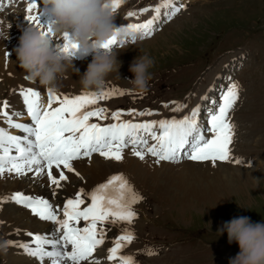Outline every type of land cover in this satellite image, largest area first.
I'll list each match as a JSON object with an SVG mask.
<instances>
[{
  "label": "rangeland",
  "instance_id": "obj_1",
  "mask_svg": "<svg viewBox=\"0 0 264 264\" xmlns=\"http://www.w3.org/2000/svg\"><path fill=\"white\" fill-rule=\"evenodd\" d=\"M11 1L6 0L7 3H4V0H0V15L3 20L18 19L19 12L23 9V0H15L13 3ZM162 2L163 0H124L114 14L115 24L117 27H124L128 19L133 23L139 19V15L129 18L128 12L139 13L148 8L149 11L143 15H149L152 8ZM175 3L185 5L186 8L180 12L186 14L180 15L183 18L171 28L164 29L178 18V14L170 21L156 24V31L152 36L138 39L136 44H130L125 49H120L119 43L113 46L121 51L117 55V60L122 61L121 65L134 60L131 56L148 55L154 59V67L150 69L153 79L149 82L147 92L138 94L130 91L131 85L128 81L133 75L129 71V64L124 65L118 75H110L98 92L83 91L79 82L71 88L72 93H68L71 90L65 87L60 88V91L63 95H79L82 92L100 93L106 88L114 87L129 93L110 100H101L97 105L90 106L106 108L110 114L116 110H150L158 113L152 115L158 118L160 114L163 115V105L175 101L187 105L178 112H173L172 106L167 108L171 113L169 115H172L170 118L180 119L200 105V115L197 119L202 127H207L209 112L215 107L213 101L219 102L221 93L226 90L230 79L239 84L240 98L231 113L236 135L231 145V155L247 158L248 161L241 159L239 165L234 163V167L229 168H237L245 175L230 174L217 167H214V172L203 171L205 167L188 168L190 162L203 165L210 163L207 161H162L159 163L162 164L161 167L177 169L171 172L168 184L162 188L161 194L147 184H138L137 177L126 171V167L122 168L123 162L104 160L102 157L103 162L113 165L110 167L114 169L101 175V180H108L113 175L122 174L143 197L142 201L133 206L138 217L131 226L135 240L120 253L121 255L132 256L135 264H229L239 252L238 244H229L227 233L220 235L217 231L224 223L238 217H248L251 223L264 222V167H261L262 163L252 161L259 153L264 156V0H175ZM12 37L9 42L13 45L17 37L11 36L10 39ZM91 60L92 56L88 55L79 62L84 61L82 68H85ZM224 65L230 67L220 76ZM219 76L217 84L214 85L216 81L213 82L212 78ZM5 85L7 84L0 81V96L7 97L11 92H15L16 89L11 90ZM199 85L206 86L202 96H207V100L199 97L201 93L196 90ZM211 86L212 95L208 96ZM2 103L0 101V104ZM16 110L17 108H14L11 112ZM24 112L22 111L21 115ZM21 115L18 119L13 117L15 122H30L29 117L24 121L25 116ZM143 117L147 119L149 116ZM135 120L139 121L136 117ZM17 132L15 131L17 134H24L19 130ZM210 136V133L206 134L207 138ZM149 143L153 141L149 140ZM130 153L132 151L129 147L124 150L123 155L136 161L138 158ZM93 156L98 157L97 154ZM85 160L89 159L74 163ZM217 163L220 166L227 165L223 162ZM191 170L194 173L186 175ZM76 173L78 172L72 173L76 176L74 181H69V185L75 188L82 180L86 181L88 175L82 177ZM22 177L33 182L44 178L45 188H53L47 175L36 178L32 173H28ZM95 184L91 189L90 186L87 189L91 192L95 189ZM68 199L70 197L66 195L63 205ZM87 201L85 205L90 203V200ZM0 222H3L0 223V237L14 241L10 221L0 218ZM124 228V224H106L105 232L110 231L116 239ZM18 241L25 243L23 238ZM13 248L8 247L6 255L0 252V264H39L33 259H21L24 263L11 262L13 259L6 262L11 258ZM150 252L153 254L149 255Z\"/></svg>",
  "mask_w": 264,
  "mask_h": 264
},
{
  "label": "snow or ice",
  "instance_id": "obj_2",
  "mask_svg": "<svg viewBox=\"0 0 264 264\" xmlns=\"http://www.w3.org/2000/svg\"><path fill=\"white\" fill-rule=\"evenodd\" d=\"M25 20L28 24L38 26L42 37L54 46L68 53L78 49L71 40L70 33H65L62 40L53 42L50 31V20H43L37 9L39 0H26ZM124 0H111L113 14L121 7ZM185 5L175 0H163L153 10L154 15L144 23L127 24L122 30L139 33L141 38L153 34V25L167 22L174 18ZM162 9L164 19L161 21ZM148 8L139 13L128 12L132 18L148 12ZM119 42L113 38L105 48L116 46ZM9 53H5L7 59ZM48 93V107L42 108L40 92L32 88L19 89L23 98L29 124L15 122L13 117L21 113L9 112L7 101L0 104V120L7 124V129L0 127V179L5 175L26 176L32 173L36 178L47 175L50 185L61 187L66 181L68 172H75L74 161L89 159L99 154L106 160L122 162L124 150L131 148L132 155L144 161L146 156L155 158V163L162 161L179 163L183 159L195 162H210L213 167L217 162L232 161L231 145L235 136V125L231 121V113L240 98V86L235 81L228 84L221 93L219 102L213 101L214 109L209 112L207 127L198 121L200 105L180 119H161L159 121L134 122L121 120L122 115L152 116L158 113L145 110L136 112L116 110L111 112V124L90 123V119H108V110L97 105L98 101L110 100L116 96L129 95L118 88H106L100 93L82 92L79 95H57L51 90ZM142 98V97H141ZM207 100V96L201 97ZM57 103L59 106L53 107ZM172 106L173 112L182 111L186 104L171 101L163 107ZM8 129H16L23 136L12 135ZM210 133V138L206 134ZM149 140L153 143H149ZM237 165L240 160L234 161ZM58 172V176L55 175ZM79 175V173H76ZM55 194V193H54ZM85 199L90 203L85 205ZM143 200L122 174L111 176L105 183L98 185L90 193L77 192L74 199H68L62 208L54 207L48 200L34 198L22 193L0 196V209L6 203H15L26 209L42 221H50L56 225L55 236L49 238L39 234L27 233L29 243H17L9 240L8 247H18L29 257L35 258L39 264H102L95 255L105 243V225L124 224V231L115 240L107 252L109 264H135L132 256L121 255L124 247L134 240L131 226L138 218L134 205ZM85 205L84 207H81ZM62 214L63 218H60ZM84 221L83 227H78ZM34 245V247L32 246ZM152 255L153 253H148Z\"/></svg>",
  "mask_w": 264,
  "mask_h": 264
},
{
  "label": "clouds",
  "instance_id": "obj_3",
  "mask_svg": "<svg viewBox=\"0 0 264 264\" xmlns=\"http://www.w3.org/2000/svg\"><path fill=\"white\" fill-rule=\"evenodd\" d=\"M40 14L51 21L52 35L70 33L78 54L54 46L42 37L41 28L33 25L22 32L14 52L24 78L53 93L59 92L69 70L78 71L74 69V61L88 55L92 60L79 84L83 91H100L112 73L118 75L120 67L117 55L121 51L104 45L115 38L119 48L125 49L142 39L137 33L116 26L111 0H40ZM10 28V23L0 20V39H8ZM154 64L148 55H140L133 61L129 67L133 75L128 81L130 91L138 94L148 91ZM217 232L220 235L226 232L228 243L238 244L239 252L229 264H264V222L251 223L248 217H238L224 223ZM8 243L0 237V252L7 253Z\"/></svg>",
  "mask_w": 264,
  "mask_h": 264
},
{
  "label": "bare ground",
  "instance_id": "obj_4",
  "mask_svg": "<svg viewBox=\"0 0 264 264\" xmlns=\"http://www.w3.org/2000/svg\"><path fill=\"white\" fill-rule=\"evenodd\" d=\"M23 1H24L23 9L21 10L22 12L21 11L19 12V18L18 19L4 20L5 23L11 24V28L9 29V33H8V39L7 40L0 39V81H1V83L2 82L6 83L7 85H5V86H8L9 89H11V90L16 89L17 92H16V90H14L15 92H11V94H9L7 97H4L3 95H1L0 101H2V102L7 101L8 102L10 107L7 109V111H9V112H11V110L14 108H17V110L14 113H21L22 111L24 112V110H25V112L21 116H25L23 120L26 121L28 119V117L26 116L27 115L26 107H25V104L23 102V98L19 95V89L20 88H32L33 90L39 91L41 94L40 95V102H41L42 108L48 107V93H47V90L45 88L41 87L38 83H36V84L30 83L24 78L25 73H24L23 69H21L19 67V63L17 61L16 55L14 52V49L18 46L19 38H20L22 32L28 26H32V24H28L27 21L24 19L26 16L25 9L27 7V2H26V0H23ZM11 2L13 3V2H15V0H12ZM4 3H7L6 0H4ZM12 3H11V6H12ZM37 11H40V0H39L37 9H34L33 13L35 14ZM166 11H167L166 9H162V15ZM149 13H151V14L141 15V16L139 15V19L137 21H134L133 23L139 24V23H144V22L148 21L154 15L153 10H152V12H149ZM182 14H186V13L179 12L178 18H176L174 21L169 23L164 29L166 30L168 28H171L173 26V24L180 21V19L183 18L182 16H180ZM163 19H164V17L161 16V21H163ZM0 20H3L2 15H0ZM43 20H49V18L43 17ZM131 21H132L131 19H128L125 22H127V24H132ZM161 23H163V22H160V23L157 22V24H160V25H161ZM127 24H125L124 27H126ZM155 28H156V24L153 25V32L155 31ZM137 35H138V37H141L139 33H137ZM11 36H15V38L17 37L15 39V41H13V43H14L13 45L9 42ZM62 38H63L62 35H53V42L55 43L57 41V39L62 40ZM132 51H134V50H132ZM6 52L9 53V56L7 59L5 58ZM120 57H123V56H120ZM130 58L135 60L138 57L131 56ZM76 60L77 61L74 62V69H78V71L69 70L66 78H64L61 82L60 88H62V87L70 88L69 90H71V91L68 93H72L71 88L73 86H75L77 84V82H79L81 76H83V74L85 73V71L87 69V67L82 68V63L84 61L79 62L80 59H76ZM134 60L129 61V63H124L123 65H121L122 61L117 60V62L120 65L118 72H120L123 69L122 67L124 65H126V64L131 65ZM229 63H230V65H232L231 61H229ZM230 65L227 67H225V65L223 66V69H222L220 76H222L223 74H225L226 71H228ZM114 74H116V73H112L111 75H114ZM220 76L218 78H216L217 77L216 76L215 79H214V77L212 78L213 82H214V80L216 81L214 83V85L217 84V81L219 80ZM204 88H206V86H202V85H199V87L196 88V90L198 89V91H200V93H201V95L199 96L200 98L203 97L202 92H204L203 91ZM212 88L213 87L211 86L209 89V92H208V96L212 95ZM56 94L57 95H63L60 90ZM75 94H69V96H75ZM64 95H66V94H64ZM52 106L57 107L59 105L57 103H54ZM161 110H163V112H162L163 115L160 114V116H158V118H155L154 116H149L146 119V117H143V116L142 117L135 116L139 120V121H136L135 117L128 118L129 116L122 115L121 120H123V121H130L131 120L134 122H148V121H159L160 118L173 119V118H170L172 115H169L171 113L169 110H167V108H164V109L162 108ZM107 115L109 116V118L105 119V120H97L96 117H93L90 119V123H100L102 126L107 125V124H111L113 121L110 118V113L108 112ZM183 116H185V115H183ZM18 118H20V117H17V119ZM29 123L30 122H27L26 124H29ZM0 127L7 129V124L3 120H0ZM8 130L10 131V133L12 135H14V134L20 135V136L24 135V134H17L18 132L16 129H8ZM15 131L17 133H15ZM130 154L132 155V153H130ZM97 155H98L97 158L95 156H93L91 160H85V161L78 162V163L73 162L75 172H78L79 175L81 174L82 177H84L85 174H88L86 176L87 180L84 182L82 180V183L77 185L76 188H75V186L69 185V181L70 180L74 181V179L76 177L75 175L72 174L74 172H68L66 169L64 171H65V174L68 176V179L66 181H61V187H59V188H56L55 186H53L52 190L45 188L46 184H44V180H43L44 178H42L41 180H37V181L33 182V181L26 180V178H23L22 176H16L15 174H11V175H5V177L3 179H0V196H9L13 193H22L26 196L50 200V201H52L51 204L54 207L62 208L63 207L62 202L65 200L66 195H68L70 197V199H74L77 192L83 191L84 193H89L90 190L87 189L88 186H90L89 188L91 189L93 187L94 183H96L95 186L97 187L98 185H101L107 181L106 179L101 180V175H104V174H106L105 172H107L111 169H114V168L110 167L113 165L104 163L103 161L105 159L103 160L99 154H97ZM232 158H233L232 159L233 161L231 163L227 162V165H224V166H220V164L217 163L215 167H217L219 170H221L223 172H227L230 174L245 175L243 171H240L237 168L232 169L229 167H234L233 164L235 163L234 162L235 160L238 159L241 161V159H245L246 161L245 160L244 161L247 162L248 161L247 158L235 157V154L232 155ZM136 161L129 159L127 156H124V159L122 161L123 162L122 168L124 166V167H126V169H125L126 171H130L131 173H133L137 177L136 182L138 184H142L143 186H146V184H147V186H149L151 189L158 190L160 192V194L162 193L161 192L162 188L168 184V181L171 177V172L175 171L174 169H177V168L170 169V168L161 167L162 164H156L155 158L151 157V156H146L144 161H141L139 159H137ZM252 161L253 162L254 161L260 162V163H262L261 167H264V156H263V154H260V153L257 154V156H255V158ZM252 161H250V162H252ZM151 165H152V167H151ZM188 165H189L188 168L205 167L203 169V171L208 170L210 172H214V170H215L211 163L198 165V164H193L190 162ZM182 168H184V167H182ZM238 168H241V167H238ZM115 171H117V170H115ZM115 171H114V174H116ZM193 173H194V171L191 170L186 175H192ZM215 173H218V172H215ZM55 175L58 176V172H55ZM223 178L227 179V177H223ZM76 182L78 184V181H76ZM63 186H64V188H62ZM62 189H64L65 191H63ZM64 193H66V194H64ZM179 200L181 201V198ZM87 202H88L87 199H85V204ZM81 207H84V206L82 205ZM0 218H2L3 220L5 218L6 220L10 221V223H11V230L10 231H12L13 240L17 243H21L18 240L20 238H23V241H25V243L31 244V238L28 235H26L27 233H33V234H39L42 236H48L49 238H51L52 235L55 236V229H56L55 224H53L50 221L40 220L38 217L33 216L29 209H26L20 205L15 204V203L4 204L2 209L0 210ZM60 218H63L62 214H61ZM84 223H85L84 221H81V223L77 226L83 227ZM21 231L22 232L24 231V233H21ZM106 234H107V236L105 237L104 245H102L101 248L97 250V253H95L96 257L102 261V264H109V262L106 260V257L108 254L107 250L113 246L112 240L115 239L114 234L111 233L110 231L107 230ZM32 246L34 247V245H32ZM126 248L127 247H124L121 252H124L126 250ZM11 252H12L11 258L10 259L8 258V260L6 262H10L12 259L13 260L11 262H19V263H24L21 261V259H33L35 262H38L35 258L29 257L26 254H23L24 250H22L21 248L14 247ZM113 264H115V262H113Z\"/></svg>",
  "mask_w": 264,
  "mask_h": 264
}]
</instances>
